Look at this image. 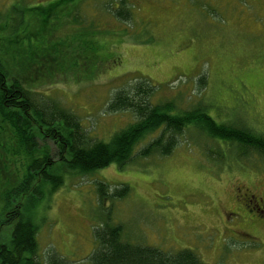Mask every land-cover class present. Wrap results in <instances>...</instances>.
<instances>
[{
	"label": "rangeland",
	"instance_id": "1",
	"mask_svg": "<svg viewBox=\"0 0 264 264\" xmlns=\"http://www.w3.org/2000/svg\"><path fill=\"white\" fill-rule=\"evenodd\" d=\"M120 1L128 21L113 16ZM4 37L43 47L10 73L71 111L92 140L107 143L135 121L106 106L116 90L139 79L154 86L153 104H173L171 115L201 105L217 123L264 136V0H0V45ZM80 41L92 45L89 66L83 49L76 51ZM76 62L80 69L73 71ZM157 134L145 136L134 153ZM178 143L166 157L133 155L123 167L65 175L28 213L40 260L90 264L95 233L109 223L121 227L122 242L166 254L188 250L201 264H264V216L249 212L245 200H264V157H240L191 127ZM44 146L58 163V146L51 140ZM8 159L4 173L21 177L17 157ZM13 182L0 178V244L12 229L2 196ZM98 183L109 193L121 186L129 192L100 199ZM19 199L11 193L10 210Z\"/></svg>",
	"mask_w": 264,
	"mask_h": 264
},
{
	"label": "trees",
	"instance_id": "2",
	"mask_svg": "<svg viewBox=\"0 0 264 264\" xmlns=\"http://www.w3.org/2000/svg\"><path fill=\"white\" fill-rule=\"evenodd\" d=\"M120 3V10L114 12L113 16L128 21L130 16L124 13L125 2ZM39 15L43 16L45 13ZM47 21L41 20L42 23ZM14 39L15 37L8 41L4 37V44L0 45V178L8 179V183L15 178L10 189L2 196L9 211L6 223L13 224L9 242L0 244V264H62L52 262L50 257L45 263L37 256V227L28 213L32 205L35 206L36 201L40 203L45 194H53L58 190L64 176L69 173L87 175L113 164L123 167L133 155L139 158L169 156L179 144L180 136L190 127L213 142L219 140L228 143L224 144L223 150L234 149L240 157H246L249 152L264 157L263 135L245 126L217 123L207 115L205 106L201 105L171 115V110L175 111L173 104H153L151 99L155 88L144 79L116 90L106 106L108 113L130 112L135 121L126 129L115 133L107 143L92 140L71 111L62 107L56 99L33 90L29 84L24 85L10 73L9 67L11 69L21 58L30 56L29 53L40 52L43 48L32 47L29 38L26 44L23 43L26 38H22L20 42ZM8 43L12 46L9 59L13 62H8L3 55L7 49L10 50ZM79 48L83 49L81 61L89 66V61L93 60L92 45L80 41L76 51ZM72 69H80V62L74 63ZM204 81V78L199 79L202 85ZM156 132L158 134L154 139L134 153V148L145 136ZM45 140H51L58 146V163L50 155L49 149L46 150L47 146L41 147ZM215 145L218 146L216 143ZM215 153L221 154L222 151ZM11 157H17V160H12L18 162V166L23 169L21 177L4 173V163ZM60 164L62 167L59 168ZM96 191L100 199L106 197L118 200L124 198L129 189L121 186L109 193L107 185L98 183ZM11 193L20 198V204L10 210ZM17 208L26 210L17 212ZM121 232L120 226L105 223L95 233L96 247L90 256V264H201L198 257L188 250L166 254L151 247L122 242Z\"/></svg>",
	"mask_w": 264,
	"mask_h": 264
},
{
	"label": "flooded vegetation",
	"instance_id": "3",
	"mask_svg": "<svg viewBox=\"0 0 264 264\" xmlns=\"http://www.w3.org/2000/svg\"><path fill=\"white\" fill-rule=\"evenodd\" d=\"M246 197V196H245ZM249 198H245L246 200V207H250L248 210L250 211H258V213H261L262 216H264V200H255L254 197L248 196ZM264 218V217H263ZM264 222V219H263Z\"/></svg>",
	"mask_w": 264,
	"mask_h": 264
}]
</instances>
